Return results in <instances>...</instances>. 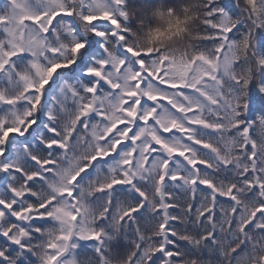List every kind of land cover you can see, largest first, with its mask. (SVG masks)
<instances>
[{
    "label": "snow or ice",
    "instance_id": "6c2138e0",
    "mask_svg": "<svg viewBox=\"0 0 264 264\" xmlns=\"http://www.w3.org/2000/svg\"><path fill=\"white\" fill-rule=\"evenodd\" d=\"M0 264H264V0H0Z\"/></svg>",
    "mask_w": 264,
    "mask_h": 264
}]
</instances>
